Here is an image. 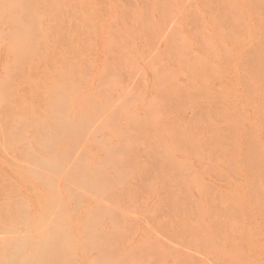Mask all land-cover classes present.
<instances>
[{
    "label": "rangeland",
    "instance_id": "374dc122",
    "mask_svg": "<svg viewBox=\"0 0 264 264\" xmlns=\"http://www.w3.org/2000/svg\"><path fill=\"white\" fill-rule=\"evenodd\" d=\"M0 264H264V0H0Z\"/></svg>",
    "mask_w": 264,
    "mask_h": 264
}]
</instances>
